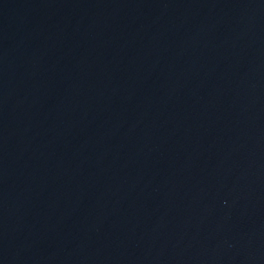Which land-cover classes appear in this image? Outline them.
Wrapping results in <instances>:
<instances>
[{"label":"water","instance_id":"95a60500","mask_svg":"<svg viewBox=\"0 0 264 264\" xmlns=\"http://www.w3.org/2000/svg\"><path fill=\"white\" fill-rule=\"evenodd\" d=\"M0 264H264V0H0Z\"/></svg>","mask_w":264,"mask_h":264}]
</instances>
